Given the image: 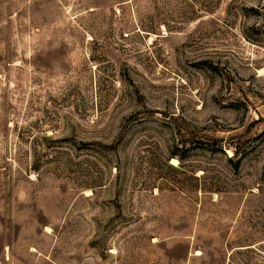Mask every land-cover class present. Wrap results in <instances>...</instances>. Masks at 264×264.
I'll use <instances>...</instances> for the list:
<instances>
[{"label": "rangeland", "instance_id": "1", "mask_svg": "<svg viewBox=\"0 0 264 264\" xmlns=\"http://www.w3.org/2000/svg\"><path fill=\"white\" fill-rule=\"evenodd\" d=\"M0 264H264V0H0Z\"/></svg>", "mask_w": 264, "mask_h": 264}, {"label": "bare ground", "instance_id": "2", "mask_svg": "<svg viewBox=\"0 0 264 264\" xmlns=\"http://www.w3.org/2000/svg\"><path fill=\"white\" fill-rule=\"evenodd\" d=\"M173 163H175V160H173Z\"/></svg>", "mask_w": 264, "mask_h": 264}]
</instances>
